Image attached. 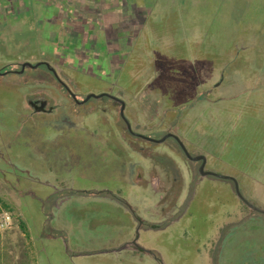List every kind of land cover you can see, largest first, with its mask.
<instances>
[{
    "label": "rangeland",
    "instance_id": "rangeland-1",
    "mask_svg": "<svg viewBox=\"0 0 264 264\" xmlns=\"http://www.w3.org/2000/svg\"><path fill=\"white\" fill-rule=\"evenodd\" d=\"M105 1L0 0V264H264V214L232 181L172 138L131 154L118 107L87 100L111 89L135 131L176 133L264 210V0ZM99 9L105 35L84 25Z\"/></svg>",
    "mask_w": 264,
    "mask_h": 264
},
{
    "label": "flooded vegetation",
    "instance_id": "flooded-vegetation-1",
    "mask_svg": "<svg viewBox=\"0 0 264 264\" xmlns=\"http://www.w3.org/2000/svg\"><path fill=\"white\" fill-rule=\"evenodd\" d=\"M109 12H110V14L113 13L111 10H109ZM44 64H45V66H47V67L49 68L50 71H53V72L55 71V72H56V70L53 69V67H50V65H49L48 63H44ZM47 64H48V65H47ZM22 65H23V64H21V66H20L21 69H22ZM55 72H54V73H55ZM59 79H60V84H61L62 86H64V85H63V81H62V79H61L60 77H59ZM64 87H65V86H64ZM65 88H66V87H65ZM66 89H67V88H66ZM67 91H68V90H67ZM106 94H110V95L114 96L113 93H112V90H111V89L108 90V91L106 92ZM70 95H71V94H70ZM104 97L109 98V100H111V101L115 104V106L118 107V109H117V113H118V115H119V117H120V120L124 123V126H119V128H118V127H117V128L119 129V134H120L121 137L123 136V134H122L123 130H125L124 132L127 134V137H125V138L122 137V140L124 141V143H125V145H126V148L131 152V154H135L136 156H140L143 160H146V161L149 163L150 160L154 157V155H153V153H152V149H151L150 146H143V145L140 146V143L138 142V139H139V140H142V141H145V142H151V141H149V140H147V139H145V138L140 137V135H141L140 132L135 131L132 125H131V127H132V132H131L130 130H128L125 121L123 120V118H122L121 115H120V108H121V106H122V105L120 104V102H118V101H116V100H114V99H112L111 97H108V96H104ZM104 97H103V98H104ZM101 99H102V98H101ZM120 99H121V98H120ZM121 100H123V99H121ZM123 101H124V100H123ZM125 104H126V102H125ZM31 106H32L34 109H38V110L43 111V110L48 109L49 103L47 102L46 98L40 97V98H37V99H35V100H32V101H31ZM126 107H127V105H125V110H126ZM124 113H125V111H124ZM129 123H130V122H129ZM130 124H131V123H130ZM169 133L176 134V133H174V132H169ZM128 136L131 137V138H129ZM141 136H143V135H141ZM170 138H172V137H169L168 139H170ZM168 139H166L164 142H166ZM172 139H174V138H172ZM164 142H163V143H164ZM151 143H154V142H151ZM178 144H179V143H178ZM179 148L182 150V148H181L180 145H179ZM182 152H183V150H182ZM183 153H184V152H183ZM184 154H185V153H184ZM185 156H186V155H185ZM186 158H187V157H186ZM187 159H188V158H187ZM188 160H189V159H188ZM189 161H191V160H189ZM191 162H195V163H197V164L199 165V167H198V174H199V168H200V166H201V164H202V160H201V161H191ZM206 163H207V159H206ZM204 170H205V171H208V170H206V165H205V169H204ZM137 174L142 175L140 169H138V173H137ZM199 176L201 177V179L207 177V176L202 177L200 174H199ZM139 179H141L140 176H139L138 179H137L138 183H139ZM150 180H151V181L149 182L150 185H151V186H154V187L156 188V191H159L160 193L165 194V192H164V190H163V187H162V184H161V182H160V180H159L158 175L156 176V175L152 174ZM161 196H162V195H161ZM161 198H163V197H161ZM189 201H190V200L187 201V205H188ZM185 210H186V209H185ZM185 212H186V211H183V213L180 214V216H179L178 218H181V217L185 214ZM178 218L176 219V221H178ZM135 219H136V224H138L139 227L142 228V226L144 225V224H143V220H142L140 217H136V216H135ZM157 223H159V222H155V224H152V225L150 226V228H152V229H162V226H160V225L157 224ZM158 225H159V226H158ZM49 236H50V235H49ZM137 236H139V229H137ZM50 237H51V236H50ZM123 248H125V249H127V250H132L133 252L145 253V254H147L148 256H150V257H152L153 259H155L156 261L160 262V258H158V256H157L153 251H152V253H148L147 250H149V249H146V248H144L143 246H141V245L138 244V238H132V240L129 241L128 243H126V244L123 246Z\"/></svg>",
    "mask_w": 264,
    "mask_h": 264
},
{
    "label": "water",
    "instance_id": "water-1",
    "mask_svg": "<svg viewBox=\"0 0 264 264\" xmlns=\"http://www.w3.org/2000/svg\"><path fill=\"white\" fill-rule=\"evenodd\" d=\"M43 63H39L37 65H32V64H29V63H24L22 65V70H24L26 67H30V68H37L39 65H41ZM48 65V64H47ZM55 72V71H54ZM55 74H57L55 72ZM63 85L67 88L68 92L71 94V96L76 100V96L74 93H72V91L67 87L66 84H64L63 82ZM104 96H108V97H111L112 99L120 102V104L122 105L121 108H120V115L121 117L123 118V120L125 121L126 125H127V128L128 130H130L132 132V127H131V124L129 123V121L126 119L125 117V114H124V111H125V102L123 100H121L120 98H117L115 96H112L110 94H106V93H103V94H100V95H95V94H91L87 97V100L88 99H91V98H96V99H101L103 98ZM140 137L142 138H145L151 142H154V143H163L166 139H168L169 137H172L174 138L178 143L179 145L181 146L183 152L185 153L186 157L191 160V161H201L202 160V164L199 168V174L202 176V177H205V176H214L216 178H220V179H226V180H230L233 182L234 184V190H235V193L237 195V197L252 211H255V212H258V213H261V214H264V210L256 207L255 205H253L252 203H250L241 193L240 191V187H239V184L237 182V180L233 177H228V176H224V175H220V174H217V173H214L212 171H205V165H206V157L203 156V155H199V156H191L189 154V152L187 151L184 143L180 140V138L178 136H176L175 134H172V133H169L167 134L164 138H161V139H158V140H155V139H152V138H147L145 136H141ZM148 253H152L151 250H147ZM163 264V263H161Z\"/></svg>",
    "mask_w": 264,
    "mask_h": 264
},
{
    "label": "crops",
    "instance_id": "crops-1",
    "mask_svg": "<svg viewBox=\"0 0 264 264\" xmlns=\"http://www.w3.org/2000/svg\"><path fill=\"white\" fill-rule=\"evenodd\" d=\"M27 1H30V0H27ZM35 1H37V0H35ZM67 2H69L70 3V1H72V0H66ZM101 1V5H100V2ZM113 1H115V0H112V2ZM13 2H16V4H17V7L19 8L20 6H21V4H20V2H21V0H13ZM78 3H81V2H77L76 3V5L78 4ZM98 4H99V7L98 8H100V7H104L105 5V3H106V1L105 0H98V2H97ZM74 3H70V5H72V6H74L73 5ZM75 5V6H76ZM101 11H102V9H99V10H97V14H96V16H98L97 18L98 19H94V18H92V19H84L85 21H84V25L86 26L85 28H87L88 30L91 28V27H93V28H98V30L100 31V32H102V34H104L105 35V33H106V30H107V28L106 27H104L103 26V21H102V19H101ZM95 16V17H96ZM110 19H108V20H106V23L109 21ZM115 21V20H114ZM111 22H112V20H111ZM93 23H95V24H93ZM109 23V22H108ZM98 24L100 25V26H98ZM103 26V27H102ZM117 32H118V30H115V31H113V33H116L117 34Z\"/></svg>",
    "mask_w": 264,
    "mask_h": 264
},
{
    "label": "built area",
    "instance_id": "built-area-1",
    "mask_svg": "<svg viewBox=\"0 0 264 264\" xmlns=\"http://www.w3.org/2000/svg\"><path fill=\"white\" fill-rule=\"evenodd\" d=\"M12 222L13 217L11 212L2 209V212H0V230L3 231L8 229L11 227Z\"/></svg>",
    "mask_w": 264,
    "mask_h": 264
},
{
    "label": "trees",
    "instance_id": "trees-1",
    "mask_svg": "<svg viewBox=\"0 0 264 264\" xmlns=\"http://www.w3.org/2000/svg\"><path fill=\"white\" fill-rule=\"evenodd\" d=\"M240 200V199H239ZM241 201V200H240ZM0 202L2 203V205H3V210H11V207L6 203H4V202H2V200L0 199ZM241 203L243 204V206L242 207H244L245 209H247V210H249V208L241 201ZM0 212H2V209H0ZM20 229L25 233V235H26V237L27 238H30V232H29V230H28V227H27V225H26V223H24V222H21L20 223Z\"/></svg>",
    "mask_w": 264,
    "mask_h": 264
}]
</instances>
